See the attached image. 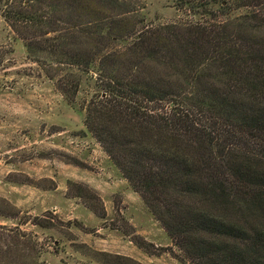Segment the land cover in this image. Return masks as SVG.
<instances>
[{"label":"trees","instance_id":"trees-1","mask_svg":"<svg viewBox=\"0 0 264 264\" xmlns=\"http://www.w3.org/2000/svg\"><path fill=\"white\" fill-rule=\"evenodd\" d=\"M129 4L0 0V15L27 56L57 65L68 103L91 87L85 130L184 258L264 264V0H173L193 19L141 27ZM0 264L48 263L17 223L0 224Z\"/></svg>","mask_w":264,"mask_h":264},{"label":"rangeland","instance_id":"rangeland-1","mask_svg":"<svg viewBox=\"0 0 264 264\" xmlns=\"http://www.w3.org/2000/svg\"><path fill=\"white\" fill-rule=\"evenodd\" d=\"M125 1L135 27L193 19L173 0ZM44 59L27 56L0 15V224L33 234L48 264H191L85 130L80 104L91 87L68 103L51 78L57 65ZM68 181L97 198L73 195Z\"/></svg>","mask_w":264,"mask_h":264}]
</instances>
